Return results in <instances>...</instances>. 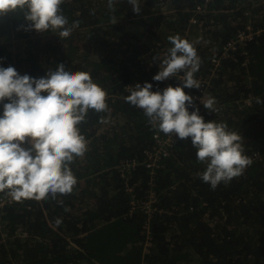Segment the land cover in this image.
Returning a JSON list of instances; mask_svg holds the SVG:
<instances>
[{"label": "trees", "instance_id": "16d2710c", "mask_svg": "<svg viewBox=\"0 0 264 264\" xmlns=\"http://www.w3.org/2000/svg\"><path fill=\"white\" fill-rule=\"evenodd\" d=\"M114 4L112 11L108 0H64L69 24L80 21L65 40L51 30H25L22 13L0 18V67L35 78L59 63L88 72L106 91L109 109L89 110L79 125L88 150L70 165L77 178L71 194L15 202L0 193V264H264V32L239 44L212 77L207 91L224 108L199 111L205 122H223L243 137L252 163L228 184L212 189L203 182L198 173L206 166L190 139L176 138L151 185L144 151L157 130L125 100L132 83L162 90L153 57L171 47L169 36L196 48L195 74H211L210 55L222 53L238 30L261 28L264 0H141L139 13L128 0ZM177 85L182 81L173 77ZM196 90L184 88L191 96ZM124 163L138 197L154 194L152 217L133 208L119 173Z\"/></svg>", "mask_w": 264, "mask_h": 264}, {"label": "clouds", "instance_id": "9594fccd", "mask_svg": "<svg viewBox=\"0 0 264 264\" xmlns=\"http://www.w3.org/2000/svg\"><path fill=\"white\" fill-rule=\"evenodd\" d=\"M64 0H0V18L22 13L29 23L25 30H51L62 40L80 24H69L61 5ZM133 12L141 10V0H128ZM108 8L115 11L114 0ZM171 47L159 61L155 81L177 77L182 86L171 85L163 91H152L144 82L131 85L126 102L142 109L151 126L166 136L189 140L196 149L197 161L205 165L198 173L201 180L215 189L243 174L252 163L245 154L242 135L215 120L205 122L199 109L189 112L194 97L184 88L200 89L195 78L201 59L187 39L169 36ZM182 73V75H181ZM204 108L218 111L212 97H200ZM6 101V102H5ZM107 93L88 72L67 71L63 63L48 69L42 77L21 75L13 66L0 67V193L12 201L49 198L71 194L77 178L70 165L88 150V141L79 125L89 110L107 112ZM262 101L257 99V103ZM101 122H106L101 117ZM60 221L57 220V223Z\"/></svg>", "mask_w": 264, "mask_h": 264}, {"label": "built area", "instance_id": "2783aa9c", "mask_svg": "<svg viewBox=\"0 0 264 264\" xmlns=\"http://www.w3.org/2000/svg\"><path fill=\"white\" fill-rule=\"evenodd\" d=\"M210 0H206V3ZM197 10H201V6H197ZM192 22H196V19H192ZM247 30H238L235 37L231 38L227 43L223 46L222 53L210 55L211 58V64L212 67H210L209 70H211V74H207L204 76L203 71L199 74H195V78L199 80L200 82V89H197L196 92L193 94L194 97V107L198 108L200 112H202L205 108L203 104L200 102V97H205V94L207 95V90L211 84L212 77L217 76L215 72L217 70H220L221 67V60L223 58H227L230 56L231 53H234L237 50V47L239 44H246L248 41L254 39V35L260 34L261 32H264V23L261 25V28H258V30H254L252 25H248ZM236 60V57H232ZM204 70V69H203ZM159 71V70H158ZM157 73V72H156ZM182 75V74H181ZM173 77H169L165 80H163L162 90L166 88L167 86L171 85V80ZM136 83H132L126 87V91L129 93L128 88L131 87V85H135ZM154 91V90H152ZM212 97L213 96H208ZM207 98V97H205ZM218 104V110L223 109L224 106L221 102H217ZM153 143L151 148H148L144 151V160L146 163V166L151 171L150 175V184L153 185L154 176L156 173V168L160 167L163 163L164 159L168 158L170 156L171 149L176 141V137L173 136H166L164 133L155 131L152 137ZM255 158V157H254ZM133 162L130 164V166L135 165V159H132ZM128 163L122 164V166H119V173L120 177L126 178V169H129L130 167L127 166ZM131 170V168H130ZM125 185L127 191L132 195V206L133 208L140 207L149 215V217H152L154 209L152 208V203L155 201L154 194H150L149 200H144L138 197V195L135 192V187L131 185V182L125 179ZM5 203L4 199H1L0 205H3Z\"/></svg>", "mask_w": 264, "mask_h": 264}, {"label": "rangeland", "instance_id": "374dc122", "mask_svg": "<svg viewBox=\"0 0 264 264\" xmlns=\"http://www.w3.org/2000/svg\"><path fill=\"white\" fill-rule=\"evenodd\" d=\"M158 70H160L159 69V65H158V67H157V70H156V72H158ZM208 96H212L209 92H207V95L205 94V97H208ZM148 246H146V248H147Z\"/></svg>", "mask_w": 264, "mask_h": 264}]
</instances>
